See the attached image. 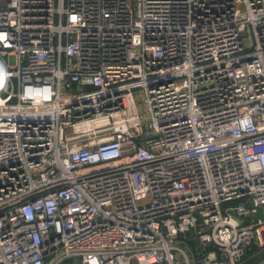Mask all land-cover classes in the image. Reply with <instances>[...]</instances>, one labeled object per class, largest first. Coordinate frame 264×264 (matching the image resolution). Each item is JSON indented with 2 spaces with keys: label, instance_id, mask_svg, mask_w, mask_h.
Wrapping results in <instances>:
<instances>
[{
  "label": "built area",
  "instance_id": "built-area-1",
  "mask_svg": "<svg viewBox=\"0 0 264 264\" xmlns=\"http://www.w3.org/2000/svg\"><path fill=\"white\" fill-rule=\"evenodd\" d=\"M253 247L264 0H0V264H247Z\"/></svg>",
  "mask_w": 264,
  "mask_h": 264
},
{
  "label": "trees",
  "instance_id": "trees-1",
  "mask_svg": "<svg viewBox=\"0 0 264 264\" xmlns=\"http://www.w3.org/2000/svg\"><path fill=\"white\" fill-rule=\"evenodd\" d=\"M256 247H253L251 251L248 252L247 254V264H260L261 262L264 261V253H262L259 256L252 257L254 253H256Z\"/></svg>",
  "mask_w": 264,
  "mask_h": 264
},
{
  "label": "rangeland",
  "instance_id": "rangeland-1",
  "mask_svg": "<svg viewBox=\"0 0 264 264\" xmlns=\"http://www.w3.org/2000/svg\"><path fill=\"white\" fill-rule=\"evenodd\" d=\"M11 64H14V58H10ZM139 111L142 115H144V106L140 100L137 101Z\"/></svg>",
  "mask_w": 264,
  "mask_h": 264
},
{
  "label": "water",
  "instance_id": "water-1",
  "mask_svg": "<svg viewBox=\"0 0 264 264\" xmlns=\"http://www.w3.org/2000/svg\"><path fill=\"white\" fill-rule=\"evenodd\" d=\"M262 217H263L262 210L260 208H258V213H257L256 219L258 220Z\"/></svg>",
  "mask_w": 264,
  "mask_h": 264
},
{
  "label": "crops",
  "instance_id": "crops-1",
  "mask_svg": "<svg viewBox=\"0 0 264 264\" xmlns=\"http://www.w3.org/2000/svg\"><path fill=\"white\" fill-rule=\"evenodd\" d=\"M263 262H264V261H263ZM261 263H262V262H261ZM261 263H260V264H261Z\"/></svg>",
  "mask_w": 264,
  "mask_h": 264
}]
</instances>
